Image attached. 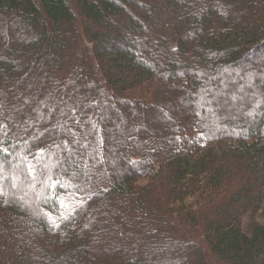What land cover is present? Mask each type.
<instances>
[{"label": "trees", "instance_id": "16d2710c", "mask_svg": "<svg viewBox=\"0 0 264 264\" xmlns=\"http://www.w3.org/2000/svg\"><path fill=\"white\" fill-rule=\"evenodd\" d=\"M0 264H264V0H0Z\"/></svg>", "mask_w": 264, "mask_h": 264}, {"label": "rangeland", "instance_id": "374dc122", "mask_svg": "<svg viewBox=\"0 0 264 264\" xmlns=\"http://www.w3.org/2000/svg\"><path fill=\"white\" fill-rule=\"evenodd\" d=\"M25 183V182H24ZM18 185H22V183H19ZM11 187H13V185H11ZM262 223L263 220L259 219L258 217H252V216H249V217H246L244 219V229L247 233H250L252 231V228L254 226L255 223Z\"/></svg>", "mask_w": 264, "mask_h": 264}]
</instances>
